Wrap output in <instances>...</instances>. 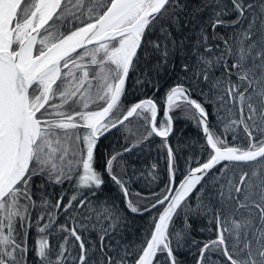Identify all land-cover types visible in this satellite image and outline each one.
Segmentation results:
<instances>
[{
    "label": "snow or ice",
    "instance_id": "1",
    "mask_svg": "<svg viewBox=\"0 0 264 264\" xmlns=\"http://www.w3.org/2000/svg\"><path fill=\"white\" fill-rule=\"evenodd\" d=\"M187 7L186 0H0V264H30L33 252L31 264H181L177 251L185 247H198L196 264H221L213 253L222 264H264V0H200L193 11L207 17L194 39L176 35L196 19L181 21ZM177 55L187 62L165 92L162 118L153 97L125 105L130 88L159 90L153 76L175 69ZM197 88L216 108V125L192 98ZM174 111L202 129L210 149L203 163L189 156L183 172L180 149L169 143ZM133 119L146 134L120 152H101L113 130L136 134L127 127ZM241 134L247 147L235 143ZM153 136L167 152L168 183L142 196L155 201L142 209L131 199L132 177L121 179L114 166L119 161L127 173L122 157ZM98 154L106 157L103 171ZM157 167L140 175L151 184ZM105 174L124 209L97 199ZM65 183L70 189L53 201L46 189ZM157 208L139 242L128 240V213ZM193 215L208 217L214 239L191 236ZM58 234L57 248L51 240Z\"/></svg>",
    "mask_w": 264,
    "mask_h": 264
},
{
    "label": "trees",
    "instance_id": "2",
    "mask_svg": "<svg viewBox=\"0 0 264 264\" xmlns=\"http://www.w3.org/2000/svg\"><path fill=\"white\" fill-rule=\"evenodd\" d=\"M181 2H185V0H181ZM187 9L185 12L181 13V21L189 20L193 15H195L196 19L193 21V24H189L187 27L181 25L180 31L176 33L177 37H193V30L199 28V20L207 17V12L204 13H194V9L200 3V0H186ZM224 29H217V32L223 33ZM230 31V29H229ZM209 35L212 34V30L209 27L208 29ZM191 41H189L190 43ZM183 62H187L186 60H181L180 56L177 55L176 58V67L173 69L171 65L167 68L163 69L160 72V75L153 76V81L159 83V90H156L152 87H145L140 89L139 91L131 90L129 94L124 98L125 105H130L133 102L138 101L139 99H144L146 97H153L158 105L160 106V117H163V100L166 90L172 86L174 83L178 81V78L183 75L180 72V64ZM219 75V73H217ZM135 79V76L133 77ZM204 87H207L206 85ZM243 90V87L241 88ZM192 98L199 100L201 103H204L205 107L210 113L209 120L212 125L217 124L215 112L216 108L210 104L206 103L204 98L200 96L199 88L193 91ZM176 119L174 120V134L170 136L169 143L172 144L174 148L179 147V151L177 152L178 157V165L180 172H183L186 167V161L189 156L201 157L200 162L203 163L209 155L210 149L206 146L203 132L197 124L189 119L184 118V113L182 111H174L172 113ZM190 115V113H189ZM142 121L137 123L135 119H133L127 127L132 128L135 135H129L126 129H118L113 130L111 134L106 135V138L103 139V143L101 145V152L105 149L108 154H111L113 150L116 152L122 151L123 148L128 147L132 144L135 139L141 137L146 134L147 129L141 127ZM214 131L219 135L222 133V128L220 126H216ZM227 140L229 144H232V137L229 134L227 136ZM236 145L241 147H247L249 141L244 134H241L240 137L235 141ZM204 145L203 151H201V146ZM167 152L166 149L162 146V139L160 137L153 136L150 141L145 142L141 147H137L133 152L125 154L122 159L127 161L128 163V171L125 173L120 166L119 161L116 162L114 166L115 173L121 177V179L128 181L129 177L132 179L128 183L129 192L131 195V199L134 203H138L143 209L149 203H154V200L144 201L142 200V196L150 195L151 193H160L161 189L165 187L168 183V173H167V163H166ZM106 157L101 158L98 154L97 162L95 166L98 170L103 171V164ZM155 163L157 164V170L155 171V175L157 176V180L149 184L144 176L140 175L142 170L148 169L151 165ZM197 166L195 163L192 164V167ZM135 168V172L133 171ZM219 169L217 168V172ZM146 175V172H145ZM105 184L102 186V190L97 193V199L99 200H108L115 202L118 208L124 209V197L118 187L111 181L107 174L104 175ZM150 179V178H149ZM179 179H182L181 175H178L177 184L179 183ZM40 183V178L34 179V191L35 185ZM65 189H70V186L65 183L61 186H52L50 185L46 191L48 194H51L53 201L59 194ZM71 191L69 190L68 195H71ZM139 194V195H138ZM37 201H39V195L36 197ZM67 202V196L65 198V203ZM193 208L196 207L197 201L195 196H193L192 200L189 201ZM161 208H157L155 212H147L143 215L128 213V220L130 224L127 227V231L125 235L128 240H136L139 242V238L141 233L147 226V222L149 218L153 215H158ZM125 211H127L125 209ZM36 216L33 215L32 219L35 220ZM65 222V216L63 213L59 216L57 221L58 224ZM175 226L177 229L182 228L184 225V217L180 216L175 218ZM188 223L191 224L190 233L191 236L199 241H207L209 239L215 238V233L209 231L210 227H214V225H210L208 221V217L193 215L188 217ZM203 229V231H201ZM92 239L95 240L96 233L93 232L90 234ZM36 236V229L33 227L30 231L29 243L30 245L34 243V239ZM63 240V235L54 236L51 240V243L58 248L59 242ZM190 243V241H188ZM214 260L218 262H224L225 258L218 254L213 253ZM199 256L198 247H193L189 250L187 247L181 248L177 251V257L181 261V264H196L197 257ZM29 262L34 259V252L29 254Z\"/></svg>",
    "mask_w": 264,
    "mask_h": 264
},
{
    "label": "water",
    "instance_id": "3",
    "mask_svg": "<svg viewBox=\"0 0 264 264\" xmlns=\"http://www.w3.org/2000/svg\"><path fill=\"white\" fill-rule=\"evenodd\" d=\"M203 137H204V135H203ZM204 140H205V137H204ZM205 143H206V140H205ZM196 167V166H195ZM162 211V210H161Z\"/></svg>",
    "mask_w": 264,
    "mask_h": 264
}]
</instances>
